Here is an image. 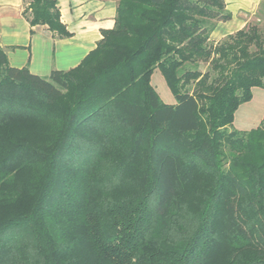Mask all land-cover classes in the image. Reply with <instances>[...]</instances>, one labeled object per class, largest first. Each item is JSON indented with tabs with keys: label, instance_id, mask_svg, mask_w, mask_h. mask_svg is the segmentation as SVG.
I'll return each mask as SVG.
<instances>
[{
	"label": "trees",
	"instance_id": "1",
	"mask_svg": "<svg viewBox=\"0 0 264 264\" xmlns=\"http://www.w3.org/2000/svg\"><path fill=\"white\" fill-rule=\"evenodd\" d=\"M116 1L72 69L0 48V264H264V116L232 127L264 89V24L214 42L223 0ZM24 13L70 36L58 0Z\"/></svg>",
	"mask_w": 264,
	"mask_h": 264
},
{
	"label": "crops",
	"instance_id": "2",
	"mask_svg": "<svg viewBox=\"0 0 264 264\" xmlns=\"http://www.w3.org/2000/svg\"><path fill=\"white\" fill-rule=\"evenodd\" d=\"M223 1L230 19L216 24L210 40L218 42L254 21L264 24V0ZM26 5V0H0V48L9 66L47 77L53 70L76 67L95 48L102 31L114 26L117 1L58 0L68 37L56 36L46 26L31 27L24 13Z\"/></svg>",
	"mask_w": 264,
	"mask_h": 264
},
{
	"label": "rangeland",
	"instance_id": "3",
	"mask_svg": "<svg viewBox=\"0 0 264 264\" xmlns=\"http://www.w3.org/2000/svg\"><path fill=\"white\" fill-rule=\"evenodd\" d=\"M29 0H26V4ZM264 38V35H263ZM200 70L204 72L207 69L206 64H200ZM160 76V78H159ZM163 79L158 70L151 77V85L153 86L158 97L164 104L174 103L175 100L168 90L165 82H160ZM264 115V89L254 88L252 90V99L249 102L239 106L234 115L233 128L238 131H249L260 125Z\"/></svg>",
	"mask_w": 264,
	"mask_h": 264
}]
</instances>
